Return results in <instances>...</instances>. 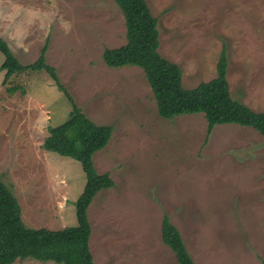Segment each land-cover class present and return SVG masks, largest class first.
Segmentation results:
<instances>
[{
  "label": "rangeland",
  "instance_id": "rangeland-1",
  "mask_svg": "<svg viewBox=\"0 0 264 264\" xmlns=\"http://www.w3.org/2000/svg\"><path fill=\"white\" fill-rule=\"evenodd\" d=\"M147 1L158 19L159 51L180 65L184 86L215 77L225 51L233 97L264 110V0ZM0 37L24 64L47 43L46 59L75 103L113 126L94 154L98 172L115 181L88 209L96 263L179 264L162 239L167 214L196 264H264V136L236 123L217 124L208 135L203 113L162 117L140 66L104 60L105 48L127 42L116 0H0ZM4 59L0 51V178L27 225H77L82 164L42 146L72 103L43 69L4 84ZM15 84L25 93L9 92Z\"/></svg>",
  "mask_w": 264,
  "mask_h": 264
},
{
  "label": "trees",
  "instance_id": "trees-1",
  "mask_svg": "<svg viewBox=\"0 0 264 264\" xmlns=\"http://www.w3.org/2000/svg\"><path fill=\"white\" fill-rule=\"evenodd\" d=\"M123 11L127 42L119 47H107L105 62L112 67L140 66L147 77L162 117L173 118L182 114L203 113L209 135L217 124L236 123L250 126L264 136V110L256 111L233 97L227 78L228 60L222 51L217 74L188 88L183 84L179 64L164 57L160 51L158 19L147 0H116ZM48 44L32 63H22L12 52L8 41L0 37V51L5 59L3 83L13 74L45 70L72 103L69 117L51 126L43 148L79 160L86 182L76 199L77 225L61 229L32 227L25 223L22 208L10 185L0 178V264H12L17 259L34 258L59 264H98L92 254L89 240L92 232L88 209L101 189L110 188L115 181L109 172H98L94 154L109 142L113 126L91 120L75 103L73 96L61 82L54 65L46 59ZM13 93H25L22 85L8 88ZM162 239L174 251L179 264H196L185 244L179 228L166 214L162 222Z\"/></svg>",
  "mask_w": 264,
  "mask_h": 264
}]
</instances>
